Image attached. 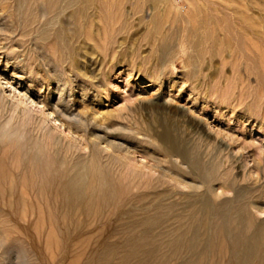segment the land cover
Here are the masks:
<instances>
[{
	"label": "rangeland",
	"instance_id": "1",
	"mask_svg": "<svg viewBox=\"0 0 264 264\" xmlns=\"http://www.w3.org/2000/svg\"><path fill=\"white\" fill-rule=\"evenodd\" d=\"M29 1L0 0V160L13 163L3 151L22 132L41 142L55 136L57 153L68 167L74 162L89 170L100 167L128 189L103 215L95 208L88 216L77 215L74 222L81 227L76 223L68 233L39 216L21 187L0 195V264H84L91 253L85 264H95L94 259L96 264H180L190 256L191 264H199L198 250L166 247L175 237L177 218L186 217L199 196L225 213L227 228L241 219L245 229L264 231V0H85L57 17L53 8L65 7L68 0ZM47 104H56L60 121L70 128L66 134L53 130ZM63 107L68 118L61 116ZM125 152L137 154L135 163L124 159ZM211 190L219 195L214 192L213 198ZM157 205L174 207L143 234L144 212ZM118 208L126 213L123 219L116 217ZM107 225L113 229L97 231ZM122 225H136L147 248L135 252L123 245L130 234ZM224 249L208 254L204 264H225L230 253Z\"/></svg>",
	"mask_w": 264,
	"mask_h": 264
},
{
	"label": "bare ground",
	"instance_id": "2",
	"mask_svg": "<svg viewBox=\"0 0 264 264\" xmlns=\"http://www.w3.org/2000/svg\"><path fill=\"white\" fill-rule=\"evenodd\" d=\"M23 1V0H21ZM26 1V0H25ZM29 1V0H28ZM32 1H29L30 4ZM63 0H55L54 2H61ZM89 2V0H86ZM85 0H68L67 3H63L65 5V7L63 8H58L59 10H57V8H53L55 12V16L57 17L59 14H62V11H64V9H69L74 6H78L80 3L82 2H86ZM148 1V0H145ZM20 2V1H18ZM27 3V2H26ZM23 3V4H26ZM43 3V0H42ZM47 3V2H45ZM92 3V2H91ZM149 3V2H148ZM16 4H18L16 2ZM29 4V3H28ZM35 4V1H34ZM44 4V3H43ZM54 4V3H52ZM22 5V4H21ZM27 5V4H26ZM48 5V4H47ZM47 5L45 7H47ZM51 5V4H50ZM55 5V4H54ZM61 5V3H60ZM18 6V5H17ZM31 6V5H29ZM58 6V5H57ZM85 6V5H84ZM21 8V6H20ZM23 8V7H22ZM30 9V8H28ZM52 9V10H53ZM83 9V8H82ZM22 10V9H20ZM77 10V9H76ZM19 11V10H18ZM52 11V12H54ZM68 11V10H67ZM84 11V10H82ZM81 11V12H82ZM124 11V10H123ZM25 12V11H24ZM65 12V11H64ZM69 12V11H68ZM121 12V11H120ZM44 14V13H43ZM48 14V13H47ZM54 14V13H53ZM52 14V15H53ZM82 14V13H81ZM85 14V11H84ZM125 14V12L123 13ZM86 15V14H85ZM124 16V15H123ZM84 17V16H83ZM125 17V16H124ZM47 18V17H46ZM49 18V17H48ZM51 18V17H50ZM53 18V17H52ZM51 18V19H52ZM60 17H58L59 19ZM85 18V17H84ZM54 19V18H53ZM52 19V20H53ZM48 20V19H47ZM55 20V19H54ZM53 20V21H54ZM60 20V19H59ZM58 20V21H59ZM53 21L49 22L47 21L48 25L49 23L51 24ZM45 22V20H44ZM55 22V21H54ZM53 22V23H54ZM57 22V21H56ZM57 24V23H56ZM43 25V24H42ZM52 27V26H51ZM50 28V26H49ZM40 29V28H39ZM46 29V28H44ZM56 30V29H53ZM59 31V30H58ZM57 31V32H58ZM42 32V30H41ZM40 32V33H41ZM50 32V31H49ZM54 32V31H53ZM46 33V32H44ZM43 33V34H44ZM52 33V32H51ZM50 34V33H49ZM37 36V35H36ZM45 36V35H44ZM53 36V35H52ZM46 37V36H45ZM44 37V38H45ZM56 37V36H54ZM58 37V35H57ZM37 38V37H36ZM43 38V37H40ZM47 38V37H46ZM49 38V37H48ZM41 40V39H40ZM46 41V39L44 40ZM164 49V48H163ZM167 50V49H166ZM164 49V51H166ZM167 54V53H166ZM57 91V90H56ZM63 91V90H62ZM60 92V91H58ZM62 93V92H61ZM60 95V94H59ZM57 104V102H56ZM56 104L54 105V107H50V105H45L46 109L49 110V114L52 117L54 116V119L52 118L53 124H54V128L53 130L56 129H60L62 128V133L66 134L67 131H70V128L68 126H66L64 123H62L59 118V113L57 111V106ZM67 106V105H66ZM64 106V107H66ZM63 107V110L61 111V116L68 118V116L70 115V113L66 110V108ZM62 108V107H61ZM59 108V109H61ZM40 112V111H39ZM41 114H43V112H40ZM21 115V114H20ZM27 115V114H26ZM25 115V117H26ZM29 116V115H28ZM20 117V116H19ZM31 117V116H30ZM27 118V117H26ZM56 118V119H55ZM22 119V118H21ZM31 119V118H30ZM78 119V118H77ZM70 120V118H69ZM35 121V120H34ZM57 121H60V123H57ZM68 121V120H67ZM74 121V120H73ZM79 121V120H78ZM32 122V121H31ZM36 122V121H35ZM65 122V121H64ZM69 122V121H68ZM70 120V124L72 125L73 122ZM76 122V121H75ZM86 122V121H84ZM12 124V123H11ZM41 124V123H40ZM67 124V123H66ZM20 125V124H19ZM69 125V123L67 124ZM75 125V124H73ZM72 125V126H73ZM87 125V124H86ZM16 126V125H15ZM82 126V124H81ZM88 126V125H87ZM90 126V125H89ZM18 127V125H17ZM10 128V127H9ZM23 128V127H22ZM27 128V127H26ZM30 128V127H29ZM34 128V127H33ZM77 128V127H76ZM85 128V127H84ZM7 129V128H6ZM32 129V128H31ZM42 129V128H41ZM73 129V128H71ZM96 129V128H94ZM93 129V130H94ZM1 130V129H0ZM24 130V129H23ZM49 130V127H48ZM47 130V131H48ZM6 131V130H5ZM3 131V132H5ZM8 131V130H7ZM6 131V132H7ZM46 131V133H47ZM51 131V130H50ZM1 133V132H0ZM10 133V132H9ZM23 134L21 135L22 137L20 138H16V137H12L9 141V145L8 147H6L4 149L3 152H9L10 154V158L13 160V163L11 161V166L6 165L4 159L0 160V195H4L5 193H8L9 195L15 194L13 191L14 189H16L15 187H21L24 192L26 194H28L30 197L33 198L32 202L34 201L37 205V209L34 208V210H37V214L39 216H41L42 218H47V220L49 219L51 221V225L52 227H55L56 229L59 228L61 230V232H67L73 228L74 225H76L77 222H74V220L76 219L75 217L77 215L80 216H88L90 214V212L93 210V208H95L96 213H101L103 215V210L107 209V205L111 204L113 202H115L114 198L117 196H120V192H126L127 191V186L121 182H118L117 180H115V178H112L109 174L104 173L103 170L96 169L95 166L93 170H89L86 167H81L77 164L74 165L72 163V161H70L72 164L70 165V167H68V163L66 165L65 161L62 160L60 158V154L58 155V145L59 142L58 140L54 139L53 136H46L44 141H39L37 140V137L34 138L32 135H30L29 133L22 132ZM77 133V132H76ZM93 133V132H92ZM91 133V134H92ZM5 134V133H4ZM102 135V134H101ZM57 136V135H56ZM91 139H92V135ZM5 137V136H4ZM95 138L96 141H101V137L98 135H94L93 136ZM2 138V137H1ZM6 138V137H5ZM4 138V139H5ZM10 138V137H9ZM57 138V137H56ZM103 138V137H102ZM41 139V138H40ZM58 139V138H57ZM3 140V139H1ZM105 140H108L107 138ZM104 140V141H105ZM107 142V141H105ZM110 142V140H109ZM107 142V144L109 143ZM2 143V141H1ZM4 143V142H3ZM112 143V142H111ZM6 144V143H5ZM97 144V143H96ZM103 144V143H102ZM101 144V145H102ZM110 144V143H109ZM90 145V143H89ZM88 145V146H89ZM111 145V144H110ZM62 145H60L61 147ZM115 146V145H114ZM4 147V146H3ZM65 147V146H64ZM62 146V149L64 148ZM119 147H121L119 145ZM124 146H122L123 148ZM90 148V146H89ZM107 148V146H106ZM118 148V147H117ZM126 149H128L125 146ZM2 149V148H1ZM108 149V148H107ZM3 150V149H2ZM92 150H94L92 148ZM121 149H119L120 151ZM64 151V149H63ZM95 151V150H94ZM94 151H92V154H94ZM99 151V150H98ZM128 151V150H127ZM58 152V153H57ZM67 153V152H66ZM97 153V152H95ZM112 153V152H111ZM124 153V152H122ZM71 154V153H70ZM73 154V153H72ZM113 154V153H112ZM139 154H141L139 152ZM163 154V153H162ZM1 155V153H0ZM119 155V154H118ZM142 155V154H141ZM184 156V153L182 154ZM2 156V155H1ZM5 156V155H3ZM96 156V155H95ZM116 156V155H115ZM121 156V153H120ZM119 156V157H120ZM123 156V155H122ZM137 154L135 152H125V156L124 159L130 163V161L133 164V160L135 163V159L137 160ZM139 156V155H138ZM146 156V155H144ZM165 156V155H164ZM71 157V155L69 156ZM76 157L79 158V156L77 155ZM101 157V155H100ZM110 157V154H109ZM112 157V156H111ZM175 157V156H174ZM7 158V157H5ZM77 158V159H78ZM8 159V160H9ZM67 159V158H66ZM65 159V160H66ZM69 159V158H68ZM72 159V158H71ZM81 159V157H80ZM75 160V159H74ZM155 160V159H154ZM168 160V159H167ZM176 160V158H175ZM77 161V160H76ZM83 161V159L81 160ZM86 161V160H85ZM120 161V158L119 160ZM125 161V162H126ZM169 161V160H168ZM8 162V161H7ZM79 162V161H78ZM126 162V163H127ZM147 162V161H146ZM154 162V161H153ZM179 162V161H178ZM124 163V162H123ZM127 163V164H128ZM141 163V165H145V162H139ZM139 163H136L137 166ZM175 163V162H174ZM79 164V163H78ZM131 164V163H130ZM131 164V165H132ZM147 164V163H146ZM160 164V163H159ZM170 164V163H169ZM190 164L192 165H198V161L197 159H191L190 160ZM87 165V163H86ZM142 165V167H143ZM148 165V164H147ZM150 165V164H149ZM148 165V166H149ZM180 165V164H179ZM92 166V165H91ZM104 166V165H103ZM129 166V164H128ZM148 166H145L146 168ZM151 166V165H150ZM155 166V165H154ZM153 166V167H154ZM178 166V165H177ZM87 167H90L87 165ZM97 167V165H96ZM122 167V166H121ZM123 167L125 168L124 164ZM133 167H136L133 165ZM132 167V168H133ZM139 167V166H138ZM137 167V168H138ZM141 167V166H140ZM158 167V166H157ZM179 167V166H178ZM183 167V166H182ZM91 168V167H90ZM93 168V167H92ZM136 168V169H137ZM145 168V169H146ZM181 168V166L179 167ZM126 169V168H125ZM140 169V168H139ZM138 169V170H139ZM149 170V167L147 168ZM129 170V169H128ZM141 170H144L141 168ZM156 170V169H155ZM133 171V170H132ZM145 171V170H144ZM152 170H149V172ZM154 172V171H153ZM162 172V171H161ZM110 173V171H109ZM150 173V174H151ZM123 174V172H122ZM129 174V173H128ZM136 174V171H135ZM138 174V173H137ZM145 174V172H144ZM154 174V173H153ZM151 174V175H153ZM209 174V172H208ZM207 174V175H208ZM114 175V174H113ZM125 175V174H124ZM140 175H143L142 172L140 173ZM147 175H148V171H147ZM206 175V174H205ZM115 176V175H114ZM127 176V175H126ZM131 176V173H130ZM139 176V175H138ZM132 177V176H131ZM130 177V178H131ZM143 177V176H142ZM145 177V176H144ZM118 178V175H117ZM122 178V176H121ZM125 178V176H124ZM129 178V177H128ZM129 178V179H130ZM177 178V177H175ZM132 179V178H131ZM130 179V180H131ZM147 179V178H145ZM180 179V177H179ZM183 179V177H182ZM185 179V178H184ZM183 179V180H184ZM224 180V179H223ZM143 181V180H142ZM177 181V180H175ZM174 181V182H175ZM186 181V179H185ZM179 182V181H177ZM184 182V181H183ZM182 182V183H183ZM188 182V181H186ZM192 182V181H191ZM145 183V182H144ZM180 183V182H179ZM225 183V182H223ZM181 184V183H180ZM188 184V183H187ZM222 184V183H221ZM175 187L177 186L174 183ZM185 185V184H184ZM193 185L194 184H190ZM195 185H197V183H195ZM223 185V184H222ZM199 188L200 186L197 185ZM224 186V185H223ZM7 187V190H5L4 188ZM179 187V186H178ZM177 187V189H179ZM195 187V186H194ZM215 187V186H214ZM213 187V188H214ZM217 187V186H216ZM215 187V188H216ZM219 187V186H218ZM217 187V190L220 189ZM221 187V186H220ZM174 187H172L173 190ZM185 188V187H184ZM188 188V187H187ZM186 188V189H187ZM197 188V187H196ZM198 188V189H199ZM171 189V188H170ZM224 189V188H222ZM226 189V188H225ZM224 189V190H225ZM168 190V189H167ZM171 190V191H172ZM187 190H191V189H187ZM195 190V188H194ZM193 190V191H194ZM217 190H211V193L213 194L215 191ZM145 191V190H144ZM170 191V190H169ZM229 191V190H227ZM18 193V192H17ZM216 193V192H215ZM214 193V194H215ZM7 194V195H8ZM142 194V193H141ZM143 194H145L143 192ZM214 194H213V198H214ZM219 195V193H216ZM18 195V194H17ZM16 195V196H17ZM140 195V194H138ZM158 195V193H157ZM178 195V194H177ZM199 195V194H198ZM15 195H13L14 197ZM26 196V195H25ZM21 197V198H25ZM149 196V195H147ZM240 196V195H239ZM18 197V196H17ZM20 197V196H19ZM156 197V195L154 196ZM158 197V196H157ZM29 198V197H28ZM144 198V197H143ZM146 198V197H145ZM180 198V197H179ZM195 198V197H194ZM9 199V198H8ZM19 199V198H18ZM117 199V198H116ZM136 199V198H135ZM172 199V198H171ZM1 200V199H0ZM5 200V199H4ZM3 200V201H4ZM11 200V199H10ZM13 200V199H12ZM129 200V198H128ZM134 200V199H133ZM139 200V199H138ZM8 201V200H7ZM23 201V200H22ZM143 201V200H141ZM140 201V202H141ZM152 201V200H151ZM127 202V201H126ZM125 202V203H126ZM5 203V202H4ZM9 203V202H8ZM21 203V202H20ZM19 203V204H20ZM139 203V202H137ZM2 204V203H1ZM22 204V203H21ZM33 204V203H32ZM254 204V203H253ZM252 204V205H253ZM6 205V204H3ZM31 205V204H30ZM149 205V204H148ZM250 205V204H247ZM8 206V204H7ZM10 206V205H9ZM33 206H35L33 204ZM191 206V207H190ZM238 206V205H237ZM255 206V205H253ZM257 206V205H256ZM259 206V204H258ZM2 207V206H1ZM174 207V206H173ZM172 206H167V207H161V205H157V207H154L153 209L150 210H145L146 212H144V220L142 222V227L140 228L141 230H143V234L148 233L150 231V229H152L153 226L158 227L160 224L159 222H161L165 217L169 216L170 212L173 209ZM189 209L188 211H186L185 216L183 217V215H179V217L177 218L178 220V224L177 226L173 229L172 234L175 236L171 241H168L166 247L169 248L170 250H175L176 248H183L186 249V251L188 253H191L192 251H199L201 253L200 258L198 263L199 264H204V262L206 261V256H208V254L212 253L214 251L217 252L219 251H223V249H228L229 250V256L225 261V264H264V231H262L260 228L255 229V230H251V229H245V224L244 221H242L241 219L237 220V226L233 229H229L226 227V222H227V217L225 216V213L223 214L222 212H220L219 210L215 211V205L211 202V200L209 198H207V196H199L197 199L193 200L192 202H190L189 205ZM9 208V207H7ZM246 208V207H245ZM258 208V207H257ZM6 209V208H4ZM12 207V211H13ZM18 209V208H16ZM119 209V208H118ZM124 209V208H123ZM184 209V208H183ZM244 209V208H243ZM251 209V208H250ZM10 210V208L8 209ZM7 210V212H8ZM22 210V209H21ZM254 210V208L252 209ZM6 211V210H5ZM15 211V210H14ZM111 211V209H109V212ZM249 211V210H248ZM256 211V210H255ZM11 212V211H10ZM24 212V211H23ZM20 213L21 214L23 213ZM107 212V211H106ZM108 212V213H109ZM227 212V211H226ZM234 212V211H233ZM250 212V211H249ZM13 213V212H12ZM15 213V212H14ZM18 213V212H17ZM94 214V212H92ZM105 213V211H104ZM107 213V214H108ZM116 217L119 219H123L124 216L126 215V213H124L122 210H117L116 212ZM114 213V215H115ZM241 213V212H240ZM253 213V211H252ZM8 214V213H7ZM35 214V215H37ZM92 214V216H93ZM107 214L104 216L106 218ZM11 214L10 217H12ZM137 215V214H136ZM7 216V215H4ZM18 216V215H17ZM23 216V215H22ZM98 216V215H97ZM129 216V215H128ZM215 216L217 217V219L219 220L218 222L215 223ZM2 217V216H0ZM8 217V216H7ZM6 217V218H7ZM9 217V218H10ZM109 217V215H108ZM107 217V218H108ZM252 217V216H251ZM250 216H248V219L251 218ZM253 217H254V213H253ZM252 217V219H253ZM8 218V219H9ZM87 218V217H86ZM85 218V219H86ZM92 218V217H91ZM94 218V217H93ZM92 218V219H93ZM96 218V216H95ZM106 218V219H107ZM116 218V219H117ZM137 217H135L134 219H136ZM141 218V217H140ZM3 219V218H2ZM14 219V218H13ZM12 219V220H13ZM22 219V218H21ZM92 219H90L89 221H91ZM105 219V220H106ZM11 220V219H9ZM48 220V221H49ZM98 222L100 220L97 219ZM102 220V218H101ZM104 220V219H103ZM128 220V219H126ZM138 220V219H137ZM142 220V219H141ZM140 220V221H141ZM250 220V219H249ZM255 220V219H254ZM19 221V220H18ZM32 221V220H31ZM186 221V222H185ZM251 221V220H250ZM14 222V221H13ZM12 222V223H13ZM29 223V219L26 221ZM92 222V221H91ZM90 222V223H91ZM95 222V221H94ZM97 222V223H98ZM102 222V221H101ZM121 222H123V220H121ZM120 222V223H121ZM254 222V221H253ZM10 222V224H12ZM31 223V222H30ZM42 223V222H41ZM47 223V222H46ZM50 223V222H49ZM89 224V222H87ZM96 223V224H97ZM103 223V222H102ZM119 222H117V224H120ZM124 223V222H123ZM138 223V221L136 222ZM167 223V222H166ZM264 223V221H263ZM24 224V223H23ZM88 224H85L86 226ZM252 224V223H251ZM14 225V223H13ZM12 225V226H13ZM29 225V224H28ZM33 225V222L31 223V226ZM77 225L79 227H81V224L77 223ZM90 225V224H89ZM88 225V226H89ZM93 225V224H92ZM91 225V226H92ZM255 225V224H254ZM264 225V224H263ZM26 226V224L24 225ZM30 226V225H29ZM45 226V225H44ZM85 226V227H86ZM87 226V227H88ZM105 226V225H104ZM103 228H101L100 230H97L98 232H102L104 233L105 231H110L113 229V226H106ZM136 225H127L124 226L122 225L121 230L122 231H128L130 236L129 238L126 240V242L123 243V245L129 244L132 246V248H134L135 252H139V251H143L145 250L146 247V242L144 239L137 237L139 234L141 233H137L135 228ZM262 227V226H260ZM32 228V227H31ZM50 228V227H49ZM22 229H25L22 227ZM27 229V228H26ZM54 229V230H56ZM76 229V228H75ZM119 229V228H118ZM30 231H32V229H29ZM41 229H39L40 231ZM50 230V229H49ZM48 230V231H49ZM77 230V229H76ZM81 230V229H80ZM46 231V230H45ZM59 231V230H58ZM56 230V232H58ZM85 230H83L84 232ZM24 233H27L26 231L23 230ZM22 232V233H23ZM33 235L35 231H32ZM76 232V231H75ZM74 232V233H75ZM91 232V231H90ZM145 232V233H144ZM43 233V232H42ZM46 233V232H45ZM44 233V234H45ZM49 233V232H48ZM53 233V232H51ZM60 234V232H58ZM63 233V234H64ZM66 233V234H67ZM71 233V232H70ZM73 233V232H72ZM80 233V232H79ZM62 234V233H61ZM94 235L95 233H89V235ZM28 235V234H27ZM65 235V234H64ZM74 235V234H73ZM70 235L69 236H73ZM76 235V234H75ZM100 235V234H99ZM103 235V234H102ZM36 236V235H35ZM43 236V235H42ZM86 236V235H84ZM121 236V235H120ZM32 237V236H31ZM83 237V236H82ZM114 237V236H112ZM117 238V236H115ZM114 237V238H115ZM35 239H37L36 237H34ZM81 238V237H80ZM97 238V237H96ZM119 238V237H118ZM161 238V237H160ZM28 239V238H27ZM73 239V238H72ZM75 239V237H74ZM79 239V238H78ZM77 239V240H78ZM93 239V236H92ZM29 240V239H28ZM33 240V238H32ZM94 240V239H93ZM101 240V239H100ZM110 240V239H109ZM115 240V239H114ZM121 241V239H119ZM80 241V240H79ZM90 241V240H89ZM113 241V239H112ZM37 242V240H36ZM44 242V241H42ZM64 242V241H62ZM61 242V245H62ZM108 242V241H107ZM110 242V241H109ZM108 242V243H109ZM66 243V242H64ZM68 243V242H67ZM70 243V242H69ZM79 243V242H77ZM95 243V242H94ZM97 243V242H96ZM111 243V242H110ZM32 244V242H31ZM44 244V243H43ZM91 244V243H90ZM66 245V244H65ZM71 245V244H69ZM67 245V249L69 248ZM85 245V244H84ZM93 245V243H92ZM104 245V244H103ZM108 245V244H107ZM112 245H117L115 244H111ZM74 246V245H73ZM158 246V245H157ZM35 247V246H34ZM39 247V246H38ZM43 247V245H42ZM61 247H64L63 245ZM110 247V246H109ZM108 247V250H110ZM146 247V248H145ZM41 248V247H40ZM60 248V246H59ZM165 248V247H164ZM38 248H36L37 250ZM45 249V247H44ZM64 249V248H62ZM95 248H93V251ZM103 249V248H102ZM101 249V250H102ZM224 249V250H225ZM40 250V249H39ZM89 250V249H88ZM99 250V249H98ZM96 250V251H98ZM100 250V252H101ZM120 250V249H119ZM158 250V249H157ZM163 250V249H162ZM161 250V251H162ZM216 250V251H215ZM43 251V250H41ZM45 251V250H44ZM67 251V250H66ZM73 251V250H72ZM70 251V252H72ZM105 251V250H104ZM164 251V250H163ZM47 252V251H46ZM55 252V250H54ZM86 252V251H85ZM90 252V250L88 251ZM92 252V251H91ZM103 252V251H102ZM106 252V251H105ZM104 252V253H105ZM113 252V251H111ZM148 252V251H147ZM159 252V251H157ZM67 253V252H66ZM126 253V252H125ZM128 253V252H127ZM126 253V254H127ZM224 253V252H223ZM42 254V253H40ZM60 254V252H59ZM57 254V256L59 255ZM62 254V252H61ZM60 254V255H61ZM86 254V253H85ZM107 254V253H106ZM105 254V255H106ZM120 254V253H118ZM123 254V253H122ZM166 254V252H165ZM217 254V253H216ZM225 254H226V250H225ZM224 254V255H225ZM90 255V254H89ZM87 256L88 258H91V256L93 255L91 253L90 256ZM95 255V254H94ZM107 255H110L107 254ZM164 255V253H163ZM213 255V254H212ZM43 256V254H42ZM62 256V255H61ZM66 256V255H64ZM85 256V257H86ZM101 255V259H102ZM119 256V255H118ZM158 256V255H157ZM162 256V254H161ZM170 256V253H169ZM189 256V255H186ZM44 257V256H43ZM68 257V255H67ZM86 257V258H87ZM96 257V256H95ZM116 257V256H115ZM128 257V256H127ZM159 257V256H158ZM217 257V256H216ZM227 257V256H226ZM59 258V257H58ZM64 258V257H63ZM86 258H85V263H86ZM87 258V259H88ZM100 258V257H99ZM98 258V259H99ZM118 259V257H116ZM219 258V257H218ZM97 259V260H98ZM101 259L99 260L101 262ZM116 259V260H117ZM129 259V258H128ZM169 259V258H168ZM214 259V258H213ZM212 259V260H213ZM223 259V257H222ZM66 260V259H65ZM104 260V259H103ZM115 260V259H114ZM162 260V258H161ZM210 260V259H209ZM83 261V260H82ZM90 261V260H89ZM95 264H96V260L94 259ZM98 261V262H99ZM120 261V260H119ZM123 261V260H122ZM167 261V260H166ZM165 261V262H166ZM179 261V260H178ZM181 261V260H180ZM191 256L190 257H184L181 261L180 264H191ZM216 261V260H215ZM214 261V263L216 264V262ZM222 261V260H221ZM209 262V261H208ZM84 263V264H85ZM105 263V262H104ZM132 263V262H131ZM164 263V262H163ZM172 263V262H171ZM174 263V262H173ZM197 263V262H196ZM213 263V262H212ZM211 263V264H212ZM93 264V263H91ZM108 264V263H107ZM130 264V263H129ZM144 264V263H143ZM154 264V262H153ZM175 264V263H174ZM209 264V263H208Z\"/></svg>",
	"mask_w": 264,
	"mask_h": 264
}]
</instances>
